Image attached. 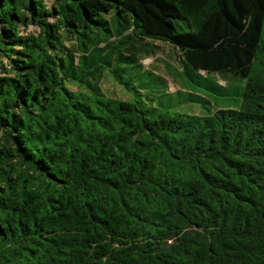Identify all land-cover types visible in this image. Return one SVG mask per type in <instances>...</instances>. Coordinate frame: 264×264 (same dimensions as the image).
<instances>
[{
	"label": "trees",
	"instance_id": "obj_1",
	"mask_svg": "<svg viewBox=\"0 0 264 264\" xmlns=\"http://www.w3.org/2000/svg\"><path fill=\"white\" fill-rule=\"evenodd\" d=\"M147 41L238 108L105 95ZM0 264H264V0H0Z\"/></svg>",
	"mask_w": 264,
	"mask_h": 264
},
{
	"label": "rangeland",
	"instance_id": "obj_2",
	"mask_svg": "<svg viewBox=\"0 0 264 264\" xmlns=\"http://www.w3.org/2000/svg\"><path fill=\"white\" fill-rule=\"evenodd\" d=\"M29 31H34V29L31 27ZM147 42L148 45H154L157 48L147 46L146 51L141 49L135 52L134 56L140 59L141 66L123 61L113 63V66L123 67L124 70H119V73L124 82L130 84L132 90L126 91L125 87L107 72L100 84L105 95L133 100L137 95L134 89L135 91L139 89L141 95L144 98L149 96L159 109L188 115L203 116L208 115L209 110L238 108L245 81L229 78L223 96L198 88L190 81L187 82L183 76V66L175 49L165 43ZM70 88L76 90L73 86ZM196 95L208 99V103L203 105V108L199 104L184 101Z\"/></svg>",
	"mask_w": 264,
	"mask_h": 264
}]
</instances>
